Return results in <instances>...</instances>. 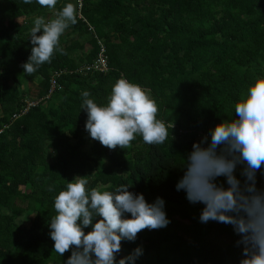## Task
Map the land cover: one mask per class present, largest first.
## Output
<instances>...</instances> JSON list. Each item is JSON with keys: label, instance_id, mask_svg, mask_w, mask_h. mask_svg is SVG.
<instances>
[{"label": "trees", "instance_id": "16d2710c", "mask_svg": "<svg viewBox=\"0 0 264 264\" xmlns=\"http://www.w3.org/2000/svg\"><path fill=\"white\" fill-rule=\"evenodd\" d=\"M82 2V19L60 37L66 54L54 52L27 76L21 65L31 54L33 19L47 21L53 10L36 0H0V264H64L71 253L58 255L49 236L54 198L86 175L88 189L128 184L148 203L165 202L170 223L122 241L117 261L141 247L135 264H239L233 227L201 223L204 205L175 185L193 142L235 118L241 94L264 77V0ZM67 3L74 0H57L56 11ZM99 41L107 72H79L96 60ZM120 78L155 100L157 118L174 125L170 142L150 146L137 135L130 147L109 150L90 138L82 92L104 105ZM234 175L243 182L240 166ZM216 183L227 187L223 176Z\"/></svg>", "mask_w": 264, "mask_h": 264}, {"label": "clouds", "instance_id": "9594fccd", "mask_svg": "<svg viewBox=\"0 0 264 264\" xmlns=\"http://www.w3.org/2000/svg\"><path fill=\"white\" fill-rule=\"evenodd\" d=\"M23 2L31 4L32 0ZM36 2L53 10L54 17L33 19L31 54L21 65L27 76L50 63L54 52L66 54L59 47L60 37L77 23L78 16L79 0L58 11L57 0ZM89 97L88 91L82 92L85 130L109 150L130 147L137 135L150 146L170 142L174 125L157 118L155 100L139 85L118 79L104 105ZM234 113L235 118L221 121L193 142L184 161V174L175 187L186 193L190 203L204 205L201 223L216 221L233 227L240 236L236 243L242 246L239 264H264V190L256 187V173L264 169V77L254 78L235 103ZM237 166L243 182L234 175ZM221 176L227 187L216 183ZM88 184V175L76 176L54 198L56 215L48 224L53 251L60 256L71 253L64 264H135L143 254L141 247L119 261L116 254L121 252L122 241H135L140 231L161 229L170 223L164 200L157 197L148 203L143 194L128 191V184L103 192L88 189ZM89 226L91 231L85 233Z\"/></svg>", "mask_w": 264, "mask_h": 264}, {"label": "built area", "instance_id": "2783aa9c", "mask_svg": "<svg viewBox=\"0 0 264 264\" xmlns=\"http://www.w3.org/2000/svg\"><path fill=\"white\" fill-rule=\"evenodd\" d=\"M78 0H74V4H77ZM83 6L82 0H79V6H78V16L77 18L82 19L81 16V9ZM54 13V11H52ZM91 31L92 29L89 28ZM99 50L97 54V58L94 62L83 66L81 69H79V72H100V73H105L108 70V61L105 53V48L104 46L98 42ZM61 72L59 73H54L53 76L50 78V89H49V94L57 88V81L56 77L59 76ZM258 180H257V188L264 190V169L258 172Z\"/></svg>", "mask_w": 264, "mask_h": 264}]
</instances>
